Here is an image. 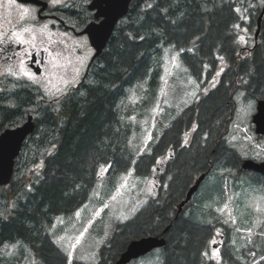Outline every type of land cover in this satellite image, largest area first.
<instances>
[{"label":"trees","instance_id":"16d2710c","mask_svg":"<svg viewBox=\"0 0 264 264\" xmlns=\"http://www.w3.org/2000/svg\"><path fill=\"white\" fill-rule=\"evenodd\" d=\"M259 1L134 0L87 75L65 93L47 98L33 82L0 77V133L29 115L36 123L16 158L12 180L0 185V251L22 241L45 264H69L49 233L55 217L81 208L101 177L127 174L134 166L142 177L157 171L162 185L133 217L116 224L96 264H115L132 240L149 235L166 239L163 264L206 262L220 223L209 220L207 212H195L191 202L181 212L178 206L198 177H208L216 166L222 188L230 177L250 173L242 169L245 157L229 135L236 95L264 99V25L257 46L248 52L238 24V9ZM90 2L65 0L51 11L79 30L94 19ZM255 25L247 26V43L254 41ZM166 45L181 51L184 64L207 90L169 123H160V133L158 117L151 150L135 160L132 142L141 127L133 114L142 120L149 112L146 103L127 104L138 89L141 95H158ZM230 242L225 235L222 252L232 263L256 260L236 257L241 250L228 256ZM256 251L257 259L264 256V246ZM72 264L88 263L76 259ZM255 264H264V257Z\"/></svg>","mask_w":264,"mask_h":264},{"label":"rangeland","instance_id":"374dc122","mask_svg":"<svg viewBox=\"0 0 264 264\" xmlns=\"http://www.w3.org/2000/svg\"><path fill=\"white\" fill-rule=\"evenodd\" d=\"M49 1L54 7L63 4L65 0ZM4 13L6 14L5 11ZM9 14L12 15L11 12ZM23 16H26L24 10L21 14V17ZM248 30L245 29L244 36H247ZM17 37L26 44L27 49H31V46L41 47L43 42L56 37L60 40L59 35L53 30L36 31L27 27H23L22 34L19 33ZM73 39L76 41L63 39L62 41L66 44L61 51L58 49L52 54L49 70L41 77L44 80L36 81L24 75L28 72L24 64L18 79L33 81L43 88L47 98H54L65 93L80 79L94 53L87 36L80 35ZM252 43L250 41V44ZM75 46L81 47L83 60L75 58L77 57L75 49L78 48ZM180 53L181 51L174 46H162L160 55L162 71L158 95H141L138 89L137 95L134 94L132 101L127 104V107H133L136 103H146L144 109L149 112L148 116L142 120L135 119L137 115L133 114L135 125L141 127V131L134 134L132 142V148L136 154L135 160L139 154L151 150V141H154L152 131L158 117L156 130L160 133V123H169L179 111L195 101L201 92L207 90V87L192 75ZM235 100L236 112L235 119L231 123L229 142L245 158L262 161L264 160V136L257 139L252 122V116L256 111V101L245 99L242 92L236 95ZM102 171H106V168ZM155 172L157 171L149 177H142L135 173V168L132 166L126 172L127 174L101 177L88 201L81 208L71 214H60L55 217L49 233L56 244L68 255L69 264L76 259L88 264L98 262L101 245L112 237L116 224L133 217L146 205L149 198L157 195L162 182L160 175ZM219 173L216 166L212 174L204 180L191 202L196 208L195 212H207L209 220L220 223L214 239L210 242L211 248L205 254L207 260L203 264L208 262L234 264L231 262L232 259L227 258L222 252L225 235L231 238L230 246L226 249L228 256L241 250V256L237 253L236 257L244 261H254L258 251H250V249L257 250L264 246V179L250 172L246 176L230 177L225 188H222ZM30 255L32 257H29ZM163 261L164 250L156 248L128 264H163ZM0 264L45 263L36 258L25 243L18 241L0 251Z\"/></svg>","mask_w":264,"mask_h":264},{"label":"water","instance_id":"95a60500","mask_svg":"<svg viewBox=\"0 0 264 264\" xmlns=\"http://www.w3.org/2000/svg\"><path fill=\"white\" fill-rule=\"evenodd\" d=\"M23 2H32L42 5L40 13L48 7L47 1L42 0H20ZM133 0H92L88 8L95 11V18L86 27L76 32L78 35L87 34L90 44L95 49V53L91 58L88 69L96 57H98L107 46L114 29L119 20L124 17ZM264 9L259 17L258 28L255 32L257 41L261 31V21ZM63 22V21H62ZM88 71H86L87 73ZM255 125V132L258 135H264V99L257 101L256 112L252 117ZM35 122L33 116L29 115L27 121L15 128H8L0 134V185L8 184L14 173L15 160L19 156L23 144L27 137L34 131ZM244 170L255 171L264 176V161L256 162L253 159H245L242 163ZM205 178L202 174L196 183L189 189L186 198L179 205V211L189 202L192 195L198 190L201 182ZM166 239L159 236H143L132 240L127 248L121 253L115 264H127L131 260L146 255L153 249L165 246Z\"/></svg>","mask_w":264,"mask_h":264},{"label":"flooded vegetation","instance_id":"af4514ba","mask_svg":"<svg viewBox=\"0 0 264 264\" xmlns=\"http://www.w3.org/2000/svg\"><path fill=\"white\" fill-rule=\"evenodd\" d=\"M245 5L250 6V8L246 9V7L244 9H238L235 7V10L238 9V12L240 13L238 24L243 26L240 29L242 33L247 29V24L250 22L255 21L257 24L258 18L264 7V0H260L256 3H245ZM255 5H257V7L253 8L252 6ZM39 9V5L30 2H23L20 0H14V2H12V0H0V76L9 75L11 77H18L22 65L24 64L29 73L35 74L33 77L34 80H44L43 78L41 79V77L49 70L52 54L58 49L61 51L64 44H66V42L62 40L71 39L76 41L73 37L78 35L73 32L72 26H69L66 23L62 24L59 17L53 15L51 12L48 13L45 11L42 14H39ZM23 10L26 16L21 17ZM9 12H11L12 15H8ZM252 14H255V17L252 16ZM23 18L26 19L24 20ZM262 25H264V16ZM23 27L34 29L36 31L53 30V32H56L59 35L60 40L56 37L52 40H46L41 44V47L35 48L31 46V49H27L26 44L22 43L20 39L17 40V35L19 33L22 34ZM261 36L262 35L260 34V37ZM246 37L247 36L241 34L240 38L244 40ZM217 44L218 43H214L213 46L215 47ZM75 47H78L75 49L77 55L75 58L82 59L81 47ZM246 50L250 52L249 47H247ZM208 54L211 55L210 50L208 51ZM21 60L24 61L23 64H21ZM85 72L86 69L76 85L83 80Z\"/></svg>","mask_w":264,"mask_h":264},{"label":"snow or ice","instance_id":"6c2138e0","mask_svg":"<svg viewBox=\"0 0 264 264\" xmlns=\"http://www.w3.org/2000/svg\"><path fill=\"white\" fill-rule=\"evenodd\" d=\"M12 2H14V0H12ZM25 11H27V10H25ZM25 31H28V29H25ZM17 40H19V37H17ZM23 63H24V61L21 60V64H23ZM24 75L29 76L30 78H33L35 76L34 73H28V72H25Z\"/></svg>","mask_w":264,"mask_h":264},{"label":"bare ground","instance_id":"6f19581e","mask_svg":"<svg viewBox=\"0 0 264 264\" xmlns=\"http://www.w3.org/2000/svg\"><path fill=\"white\" fill-rule=\"evenodd\" d=\"M33 120H34V118H33ZM26 121H27V120H26ZM26 121H25V122H26ZM25 122H24V123H25ZM34 122H35V121H34ZM21 125H22V124H21ZM35 126H36V123H35ZM34 129H35V128H34ZM32 133H33V132H32ZM198 190H199V189H198ZM198 190H197V191H198ZM197 191H196V192H197ZM196 192L192 195V198H191L190 202H192L193 197H194V195L196 194Z\"/></svg>","mask_w":264,"mask_h":264}]
</instances>
